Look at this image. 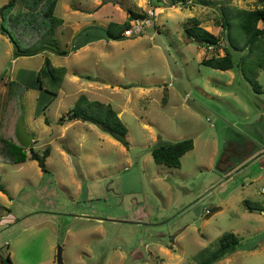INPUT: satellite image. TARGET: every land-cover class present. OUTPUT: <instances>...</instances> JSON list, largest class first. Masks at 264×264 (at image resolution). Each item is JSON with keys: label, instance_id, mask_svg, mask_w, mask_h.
<instances>
[{"label": "rangeland", "instance_id": "1", "mask_svg": "<svg viewBox=\"0 0 264 264\" xmlns=\"http://www.w3.org/2000/svg\"><path fill=\"white\" fill-rule=\"evenodd\" d=\"M155 4L160 10L147 15ZM184 4L56 0L53 13L63 22L54 28L55 44L28 55L16 54L0 32V133L4 125L15 127L21 115L38 151L44 147L38 143L49 136L48 130L41 132L47 128L42 116L51 133L62 134L48 144L46 171L27 156L14 162L11 133L0 137V258L8 255L10 264H57L59 246L62 264H196L195 254L230 230L238 237L237 249L212 264H264V214L253 211H264V152L259 151L264 68L255 71L261 88L256 92L240 68L200 62L222 54L223 47L238 60L246 48L230 47L219 21L225 16L234 34L236 10L264 5V0ZM18 8L2 23L23 44ZM127 8L146 18L130 20L126 37L101 36L87 48H71L81 27L95 25L91 30L101 35L109 21L126 19ZM190 16L219 34L221 47L184 42ZM261 40L264 48V36ZM46 57L55 73L65 70L58 86L41 74L39 88L35 73ZM80 93L110 104L126 127V145L81 119L59 130L54 119ZM183 137L192 139V147L178 166L152 160L153 145Z\"/></svg>", "mask_w": 264, "mask_h": 264}, {"label": "trees", "instance_id": "2", "mask_svg": "<svg viewBox=\"0 0 264 264\" xmlns=\"http://www.w3.org/2000/svg\"><path fill=\"white\" fill-rule=\"evenodd\" d=\"M175 1H180L183 6L186 5L184 4L186 0H170L172 3H175ZM55 3L56 0H6L0 5V32L6 35L13 43L16 54H33L45 48L42 46H47L51 49V45L55 44V39L53 37L54 28L62 23V18L53 13ZM16 6L19 7V10L17 9L15 12V19L19 18L24 21L21 29L24 36V38L21 37L23 44L18 43L15 37L11 35L9 30L4 27L2 23L4 15ZM144 18H146L144 12L127 8L126 19L120 22L109 21L106 26L101 27L103 30L101 35H95L91 30L95 25H85L74 33L73 38L78 36L79 39L71 45V48L75 50L84 43L101 36L110 39H121L126 37L127 35H125L123 31L131 26L129 21ZM189 19L190 23L183 28L182 40L184 42L195 41L214 49L221 47V37L219 34H214L205 29L199 24V19L195 16H190ZM219 22L221 28L225 30L224 36L229 46L234 49L245 47L246 51L238 60H235L230 50L223 47L222 54H211L201 58L200 62L219 69L240 68L244 78L250 83L252 89L256 92H260L261 88L255 79V71L257 68H264V48L260 43L264 36V5L237 9L235 15L236 30L234 34L231 33L230 21L225 16L222 17ZM257 22H260L261 25L258 26ZM130 34L131 32L128 35ZM234 38L240 41L241 44H237ZM56 51L63 53L64 49H56ZM252 52H254V54H252ZM251 67L253 68L252 71ZM54 70L55 68L49 66L48 58H44L43 65L40 66L35 73V79L39 88L42 86L40 80L41 74L49 76L50 83L58 86V76L64 73L65 68H58L59 73H55ZM79 75L91 79L89 74ZM49 91L53 94L52 96L56 95L55 90ZM43 107H45V104L42 107L39 106L37 111ZM15 115L17 116L18 114ZM62 117L85 120L95 124L104 131L112 129L120 133H125L126 130L125 125L121 122L117 113L109 103H104L96 99H88L83 93H80L73 105L60 115L59 120H61ZM8 126H3V132L0 133V137H2L3 133H11L9 136H12L10 138L14 139V141L11 140V142L8 143V147L13 154L12 160L14 162L22 161L27 156L28 158L35 159L40 169L46 171L45 157L49 152V147L44 146L41 151H38L32 146H22L16 139L14 124L11 125V129ZM191 147L192 139L190 137H183L172 141L158 142L153 145L149 151L155 163L178 166L179 157ZM25 149H28V153ZM0 189H2V185H0ZM243 206L248 210L251 209V206L248 205L245 199L243 200ZM212 243L211 246L202 247L195 254L196 264H212L231 251L237 249L238 237L234 232L224 230ZM0 261L1 264H10L8 255H6L5 259L0 258Z\"/></svg>", "mask_w": 264, "mask_h": 264}, {"label": "crops", "instance_id": "3", "mask_svg": "<svg viewBox=\"0 0 264 264\" xmlns=\"http://www.w3.org/2000/svg\"><path fill=\"white\" fill-rule=\"evenodd\" d=\"M62 22H63V19H62ZM106 26V25H105ZM77 32V31H76ZM98 39V38H97ZM94 40H96V39H94ZM91 41H93V40H90V41H88V42H86V43H84L83 45H81V46H79L78 48H80V47H82V48H87V46H86V44L87 43H89V42H91ZM77 49V48H76ZM35 113H36V111H35ZM61 114H63V112L61 113ZM60 114V115H61ZM60 115H58L55 119H54V122H56L59 126H60V131L61 130H66V128H68V127H70V126H72L73 125V123H75L76 121H78V118H70V119H66V118H62L60 121H59V119H58V117L60 116ZM41 122L43 123V124H45L46 125V127L47 128H41V132H43V131H45L46 130V132H47V130H48V132H47V134H49V136H47V137H43V139H42V141H40L39 143H38V145H40V146H49L48 144L49 143H51V141L53 140V139H56V138H58V137H62V134H60V135H58L59 133H55V134H53V133H51V130H50V128H49V122H48V120L46 119V117L45 116H42L41 117ZM58 119V120H57ZM88 122V121H87ZM93 124V123H92ZM88 125H90V124H88ZM87 127H91V126H87ZM32 130V132H34V128L33 129H31ZM101 131V130H100ZM53 134V135H52ZM97 134L99 135V136H101V135H103L102 134V132H97ZM33 136V135H32ZM37 136V135H36ZM35 138V140H39L40 138H41V136L40 137H34ZM115 139V138H114ZM32 140V139H31ZM116 140V139H115ZM31 145H32V147H33V144L31 143ZM30 145V146H31ZM262 151V152H264V145H261L260 146V149H259V151ZM18 162V161H17ZM260 211L259 212H257V211H255V210H253L254 212H256V213H260V214H263L262 212H261V209L260 208H258ZM263 211V210H262Z\"/></svg>", "mask_w": 264, "mask_h": 264}, {"label": "water", "instance_id": "4", "mask_svg": "<svg viewBox=\"0 0 264 264\" xmlns=\"http://www.w3.org/2000/svg\"><path fill=\"white\" fill-rule=\"evenodd\" d=\"M14 131H15L16 139L19 142V144H21L22 146H25V147H28L31 145L32 135L25 130L21 115H18V117H17L15 127H14ZM108 133L113 138H115L118 142H120L122 145H126L127 142H126V138H125L124 133H120V132H118L116 130H112V129H109ZM253 210H255L257 212L260 211L258 208H253ZM261 212L264 214V211H261ZM55 260H56L57 264H62L59 246H57V248H56Z\"/></svg>", "mask_w": 264, "mask_h": 264}, {"label": "built area", "instance_id": "5", "mask_svg": "<svg viewBox=\"0 0 264 264\" xmlns=\"http://www.w3.org/2000/svg\"><path fill=\"white\" fill-rule=\"evenodd\" d=\"M175 2H178V1H175ZM160 10V7L158 5H155L153 6L152 8H150L148 11H147V15H153L156 13V11ZM127 30L128 29H125L123 32L127 33ZM210 47V46H208ZM264 189V188H263ZM208 209H205V212H207Z\"/></svg>", "mask_w": 264, "mask_h": 264}]
</instances>
